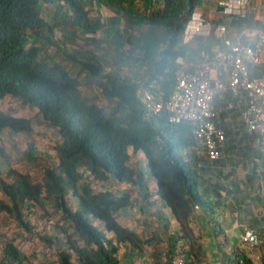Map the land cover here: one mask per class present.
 <instances>
[{"label": "trees", "instance_id": "obj_1", "mask_svg": "<svg viewBox=\"0 0 264 264\" xmlns=\"http://www.w3.org/2000/svg\"><path fill=\"white\" fill-rule=\"evenodd\" d=\"M198 1L0 0V142L4 129L29 133L35 122L58 133L57 162L45 167L40 181L12 167L10 180L0 167L5 196L0 210L25 230H40L46 244L42 264L205 263L204 246L189 227L200 204V156L192 126L169 122L166 105L147 116L142 99V88L151 81L158 95L169 99L181 66L185 27ZM100 3L128 22L105 38L101 57L94 50L71 48L48 20V9L42 11L51 5L66 18L72 12V32L91 39L103 27L95 15ZM8 96L21 97L37 112L25 117L6 111L1 101ZM140 151L147 159L145 169L134 160ZM24 154L35 158L34 145ZM114 182L132 184L149 205L164 202L183 232L169 234L167 223L168 238L162 239L157 231L142 234L122 225L118 217L132 199L105 188ZM154 187L157 197L152 198ZM37 208L59 215L52 234L26 220V213ZM182 236L188 242L180 245ZM0 264L32 263L6 239L0 240ZM236 264L252 260L240 254Z\"/></svg>", "mask_w": 264, "mask_h": 264}, {"label": "crops", "instance_id": "obj_2", "mask_svg": "<svg viewBox=\"0 0 264 264\" xmlns=\"http://www.w3.org/2000/svg\"><path fill=\"white\" fill-rule=\"evenodd\" d=\"M129 5L137 6L133 2ZM50 8L57 10L51 5L42 7L43 12L48 9V20ZM95 8L100 10L99 16L103 19V27L96 37L90 39L81 31L77 34L72 32L70 28L72 12L68 16V21H70L68 26L71 31L64 23H61L63 30H60L58 35L63 36L71 48L85 50L83 48L85 43L92 46L95 40V46L96 39H102L105 42V38L116 27H127V20L118 14L116 9L101 3ZM195 10L202 12L204 17L211 22L226 24L229 37L243 43H251L254 40L246 35L248 30L261 29L264 25V0H248L244 13L239 16L224 14L217 5V0H199ZM78 38H81L84 44ZM222 46L213 35L193 40L189 45L182 46L183 51L180 57L183 62L180 68L193 69L194 65L201 61L202 49L211 51ZM95 53L98 55L102 52L96 50ZM263 72L264 62L251 69L254 77L260 76ZM228 75L229 71L223 68L222 80L227 82ZM216 77L217 73L213 72L212 78ZM214 103L219 111L218 124L226 132V141L220 148V157L215 161H210L206 157L202 146L198 147L201 150L199 153L201 165H198L200 204L194 208L189 227L193 230L198 242L204 246L206 252L204 264H232L233 254H235V260L240 254H246L251 258L252 264H264V160L261 155L260 136L258 132L251 131L247 127L242 116V112L248 105V95L245 91L234 95L230 90H224L215 96ZM144 158L142 151L134 154V160L137 163ZM125 183L127 189H123L124 191L117 196L129 194L132 203L123 209L118 217L122 225L142 234L157 231L162 239L168 238L164 232L167 230L165 228L167 223L169 234L183 232L182 226L164 202L157 201L156 205H149L148 199L141 196L132 184L128 182H114L113 184L122 186ZM155 189L156 187L151 190L152 198L157 197L154 194ZM133 208L138 212L135 220V224L139 226L138 229L130 221L123 222L121 217L124 211ZM246 231L256 234L257 244L252 246L246 239ZM187 242V238L182 236L179 244ZM148 250L151 251V247L148 246Z\"/></svg>", "mask_w": 264, "mask_h": 264}, {"label": "built area", "instance_id": "obj_3", "mask_svg": "<svg viewBox=\"0 0 264 264\" xmlns=\"http://www.w3.org/2000/svg\"><path fill=\"white\" fill-rule=\"evenodd\" d=\"M248 0H217V5L224 14L242 15ZM213 35L222 47L200 52L201 61L191 70L180 68L176 84L171 90L167 102L155 90V81L142 88V99L146 104L147 116L159 114L164 105L169 110V122L179 124L188 121L192 126L197 141L194 149L199 154V146L210 161L220 157V148L226 141V132L218 124L219 111L215 106V96L224 90H230L234 95L245 91L248 95V105L242 112L247 127L260 136V149L264 160V72L252 76L251 69L264 62V25L261 29L248 30L246 35L253 38L251 43H243L229 37L227 25L207 20L202 12L194 11L188 20L182 46L189 45L199 37ZM182 64V57H178ZM223 68L229 71L228 81L222 80ZM216 72L217 77L212 78ZM201 165V161H198ZM264 184V180H263ZM246 239L254 246L258 243L256 234L245 232Z\"/></svg>", "mask_w": 264, "mask_h": 264}, {"label": "rangeland", "instance_id": "obj_4", "mask_svg": "<svg viewBox=\"0 0 264 264\" xmlns=\"http://www.w3.org/2000/svg\"><path fill=\"white\" fill-rule=\"evenodd\" d=\"M95 13L97 16L101 14L99 9H97ZM66 17L61 10H55L54 8L51 9L49 14V20L53 22L55 25L54 28L58 32L63 27L61 23L67 22L65 21L66 19L69 20ZM69 30L71 31V29ZM78 40L84 44V41L81 38H78ZM32 43L33 42L29 40L27 41L28 45H31ZM96 43L95 46L86 45L85 43L83 48L86 50L101 51V46H103L104 41L102 39H96ZM97 57H101V54H98ZM91 97L97 99L95 93H92ZM1 106L6 111L17 116L30 117L37 112L33 106L28 104L21 97L8 96L1 101ZM1 137L0 167L2 173L6 176L9 168L12 167L17 171L28 173L33 180L40 181L44 174L45 167L49 164H56L57 162V150L55 146L58 142V133L53 129L46 128L35 122L32 132L13 133L9 129H4L1 133ZM29 144L34 145V148L36 149V157L33 159H30L24 154ZM138 165L144 169L147 168L146 159L139 160ZM9 176L7 177L11 180V176ZM126 186V183L122 186L118 184H110L105 188L112 189L115 191L116 195H119L125 190V188L127 189ZM196 189L200 192L199 187ZM3 198H5V196L0 189V201ZM69 201L72 205L76 204L73 196L69 197ZM135 207L139 208L138 205H135ZM137 215L138 212L134 208L124 211L121 214L122 221H130L131 224L138 229L139 226L135 224ZM26 220L30 221L32 225L41 226L43 229L47 230V233L52 234V227L54 223L59 220V215L53 209H49V211L45 213L42 209L37 208L33 212L26 213ZM218 223L222 224L221 221H218ZM6 239L13 241L24 253H26L32 264H42L46 244L40 237V230H25L20 227L16 220L6 211L0 210V240ZM53 258L55 259L56 257ZM232 264H236L235 254H233L232 257Z\"/></svg>", "mask_w": 264, "mask_h": 264}]
</instances>
